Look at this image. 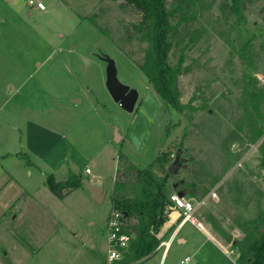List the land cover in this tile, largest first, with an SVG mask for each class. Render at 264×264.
<instances>
[{
    "label": "rangeland",
    "instance_id": "1",
    "mask_svg": "<svg viewBox=\"0 0 264 264\" xmlns=\"http://www.w3.org/2000/svg\"><path fill=\"white\" fill-rule=\"evenodd\" d=\"M41 1L46 9L29 14L23 0H0V55L36 62L49 55L61 59L62 83L56 80L54 89L61 86L66 96L61 108L67 127L83 117L71 131L79 147L76 167L82 171L89 166L94 174L103 175L100 183L106 195L102 203L84 207L76 193L68 201L72 209H66L47 193L43 176L25 164L29 160L25 153L19 154L22 160L0 158V264H112L107 254L99 256L82 247L75 231L93 219L95 249L105 252L101 249L106 246L111 194L132 196L138 190L130 161L141 168L153 163L158 174L168 175V193L182 191L195 204L205 198L195 213L201 211L202 224L223 246L235 250L237 262L239 248L232 242L249 236L264 218V170L259 164L264 134L255 138L256 118L264 120V99L259 117L244 93L245 82L253 78L258 89L264 88V0L246 2L240 24L223 7L231 0H186L187 7L181 0L166 1L176 10L171 25L177 46L170 56L174 62L182 59L189 69L178 77L180 100L190 102L182 113L164 104L135 64L149 44L133 28L140 14L132 6L124 0ZM249 37L251 69L238 53ZM104 55L113 60L117 79L138 93L131 112L106 88ZM2 63L12 69L8 59ZM39 91L34 88L35 95ZM114 129L121 141L117 137L115 142ZM178 149L187 158V167L169 174L167 167ZM96 152L100 154L92 157ZM112 152L114 173L110 158L106 157L109 165L102 160ZM162 152L170 154L169 162L158 160ZM180 178L184 185L173 187Z\"/></svg>",
    "mask_w": 264,
    "mask_h": 264
},
{
    "label": "crops",
    "instance_id": "2",
    "mask_svg": "<svg viewBox=\"0 0 264 264\" xmlns=\"http://www.w3.org/2000/svg\"><path fill=\"white\" fill-rule=\"evenodd\" d=\"M28 8L29 14H32L33 10H35L34 8ZM3 56L6 58L0 55L3 60L6 61L8 59V62L12 64V69L8 70V66L3 64V60L0 59V158L16 157L22 160L19 158V154L25 153L29 160L28 163L23 161L27 166L34 168L43 176V187L46 188L47 193L50 191L45 183V178L48 174H51L56 181L66 179L67 175L71 173H80L82 178L87 180L89 178L86 175H91L92 180L89 181L101 186L100 180L103 175L94 174L89 166L85 167L90 169L89 173L85 172V168L79 171L76 167L75 158L76 152H78L76 147L78 149L79 147L75 136L76 133L73 134L71 131L79 122L83 121V117L77 118L75 124L67 127L66 113L61 108L66 96L61 92V86L58 89H54L56 80L59 81L60 85L62 83L61 59L59 57L57 59L52 58L49 55L50 57H45L36 62L35 58ZM31 61L32 64H30ZM35 87L40 90L36 95L34 94ZM101 127L102 131L107 134L103 125ZM114 133L115 142H117V137L121 141L122 137L117 134L116 129H114ZM99 154V152H96L92 157L96 158ZM115 154V152H112L102 157V160L106 161L108 165L112 163L111 169L113 173L116 167ZM106 157L110 158L111 163ZM2 188L3 185L0 190ZM101 188L104 192L101 202H96L91 197L89 190L83 183L62 198L55 196L57 200L54 199L56 205L59 202L66 209L67 206L70 207L68 201L71 196L76 195V193L80 195L84 207L86 204L91 205V202L100 204L106 195L104 188L102 186ZM112 188L113 185L111 184L110 192ZM174 192L172 191L168 196ZM50 193L52 192L50 191ZM19 199L20 197L17 201ZM203 199L204 201L206 200L205 198ZM169 205L170 202L164 212L165 220L156 233L159 244L154 252L142 260L131 259L127 264H178L179 260L185 256L189 257L188 264H238L234 260L235 255L233 257L232 254H228L227 247L220 243L207 225L202 224L201 211L195 213L194 218L197 224H194L188 220H182L179 212L170 208ZM70 208L72 209V207ZM110 212L106 215L105 225L107 224V227ZM92 220L88 221L89 226H84L81 229L82 231H75V237L79 239L81 245H83L82 247L88 249V252L94 250L99 256L103 253L108 254V228H106V246L105 249H101L105 250V252L96 250L97 235L94 233V229H90V226L94 224ZM91 244L93 245L92 247ZM172 247H174L173 252L171 251ZM103 264L107 263L104 262Z\"/></svg>",
    "mask_w": 264,
    "mask_h": 264
},
{
    "label": "trees",
    "instance_id": "3",
    "mask_svg": "<svg viewBox=\"0 0 264 264\" xmlns=\"http://www.w3.org/2000/svg\"><path fill=\"white\" fill-rule=\"evenodd\" d=\"M167 0H124L140 14V20L133 25L136 31L140 32L142 39L147 40L149 49L145 52L141 61L135 62L137 67L144 73L148 82L159 94L164 104L177 113H182L190 108V102L180 100L181 92L178 85V77L188 72V67L182 64V59L174 62L170 54L177 42L173 36L174 27L171 20L175 16L176 10L168 8ZM250 0H231L227 7L229 13L235 15L236 23L243 22V11L246 2ZM185 7L189 2L181 0ZM181 6H178L180 8ZM92 20V19H91ZM95 23L94 20H92ZM96 24V23H95ZM97 25V24H96ZM101 32L107 35L105 29ZM252 37L245 40L239 47L238 53L242 62L248 69H251L253 63L249 53ZM256 78L245 82L244 93L248 102L253 104L256 114L260 117V102L264 99V88L258 89ZM255 138L264 134V120L256 118ZM262 151L260 156V167L264 170V139L260 144ZM170 154L162 152L159 159L164 163L169 162ZM131 163V162H129ZM153 163L144 167H137L131 163L129 166L134 170V183L137 186V192L132 196L114 194L110 196L112 210L121 213L123 222L122 230L131 234L126 248L123 250L121 264H127L130 259L142 260L151 255L159 244L156 233L165 220V209L169 204L168 200V175H160L153 169ZM82 175L80 173H71L66 179L56 181L49 174L46 177V185L49 190L58 198L82 184ZM185 182L176 183L182 187ZM173 185V183H172ZM190 188H194L191 184ZM190 191V190H189ZM264 216V213H263ZM237 245L239 254L238 264H264V218L263 223L255 227V231L243 239L233 241V246Z\"/></svg>",
    "mask_w": 264,
    "mask_h": 264
},
{
    "label": "built area",
    "instance_id": "4",
    "mask_svg": "<svg viewBox=\"0 0 264 264\" xmlns=\"http://www.w3.org/2000/svg\"><path fill=\"white\" fill-rule=\"evenodd\" d=\"M24 3L36 10L43 11L46 9L45 4L41 0H23ZM85 172L89 173L90 169L85 168ZM170 202V208L177 210L182 220H188L194 224L197 221L194 218V213L198 209L199 205L204 203L202 199L199 203L195 204L191 197L182 195L178 196L176 192L168 196ZM123 222L121 220V213L119 211L112 210L108 218V230L107 237L109 241V251L107 254L108 260L112 264H119L123 258V250L126 248L131 234L122 230ZM228 254H235V250L231 246L227 247ZM189 257L185 256L181 258L178 264H188Z\"/></svg>",
    "mask_w": 264,
    "mask_h": 264
},
{
    "label": "water",
    "instance_id": "5",
    "mask_svg": "<svg viewBox=\"0 0 264 264\" xmlns=\"http://www.w3.org/2000/svg\"><path fill=\"white\" fill-rule=\"evenodd\" d=\"M104 60L107 62L106 69V88L110 93L112 99L117 102L124 110L131 112L136 103L138 93L134 88L121 83L116 76V68L112 59L103 56ZM187 167V158L181 156V150L178 149L175 152L174 159L169 163L167 167V172L169 174H178L179 170L185 169ZM182 181V180H181ZM82 183L89 190L91 197L96 202H101L103 199L104 192L98 184L91 183L87 179H82ZM176 187V183L173 184ZM191 191V190H190ZM178 196L184 195V192L177 191Z\"/></svg>",
    "mask_w": 264,
    "mask_h": 264
},
{
    "label": "flooded vegetation",
    "instance_id": "6",
    "mask_svg": "<svg viewBox=\"0 0 264 264\" xmlns=\"http://www.w3.org/2000/svg\"><path fill=\"white\" fill-rule=\"evenodd\" d=\"M180 179L182 180V178H180ZM180 179H179V180H180ZM179 180H178V181H179Z\"/></svg>",
    "mask_w": 264,
    "mask_h": 264
}]
</instances>
